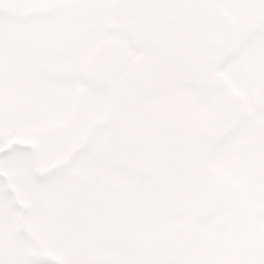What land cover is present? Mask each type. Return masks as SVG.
I'll list each match as a JSON object with an SVG mask.
<instances>
[{
    "label": "flooded vegetation",
    "instance_id": "obj_1",
    "mask_svg": "<svg viewBox=\"0 0 264 264\" xmlns=\"http://www.w3.org/2000/svg\"><path fill=\"white\" fill-rule=\"evenodd\" d=\"M111 1L24 0L29 6L18 19L0 28L7 38L5 50L0 45L7 78L0 84V153L17 150L0 165V264H205L202 255L191 258V231L223 203L217 188L240 171L249 174V191L255 169L264 179V105L251 122L250 111L230 108L203 117L172 62L128 47ZM222 8L241 43L233 64L250 70L260 94L264 52L250 53V36L253 27L264 35V0H224ZM109 40L127 45L128 68L100 91L85 84L84 66ZM168 155L176 161L163 180ZM191 186L202 206L193 214L175 206L188 202ZM103 191L113 192L109 208L84 219L87 197L99 201ZM235 205L225 231L252 232L250 219L264 216V202L246 216L236 214L245 203Z\"/></svg>",
    "mask_w": 264,
    "mask_h": 264
},
{
    "label": "water",
    "instance_id": "obj_2",
    "mask_svg": "<svg viewBox=\"0 0 264 264\" xmlns=\"http://www.w3.org/2000/svg\"><path fill=\"white\" fill-rule=\"evenodd\" d=\"M219 1L114 0L112 11L135 49L175 60L185 83L204 89L213 86L210 73L238 52L228 19L217 6ZM112 60L109 56L108 61ZM90 76L100 88L110 74L96 66Z\"/></svg>",
    "mask_w": 264,
    "mask_h": 264
},
{
    "label": "rangeland",
    "instance_id": "obj_3",
    "mask_svg": "<svg viewBox=\"0 0 264 264\" xmlns=\"http://www.w3.org/2000/svg\"><path fill=\"white\" fill-rule=\"evenodd\" d=\"M252 43L250 47H255L254 44L257 45V50L260 52H264V36L260 35V33H257L252 39ZM250 40V42H251ZM7 41L6 37H2L0 35V45L4 46V43ZM4 50H5V46H4ZM248 58H250V64L253 63L252 62V58L251 55H248ZM240 63H238L237 65H235V68H231V72L233 74V69L236 70V74L237 76H229L227 75V79L229 81V86L227 85V89L228 87L232 88L233 91H236L239 98L242 100V102L245 104L246 109H250V111L253 110V108L255 107V105H257L255 102V100H253L252 98H249L248 93L246 92V90H248L250 92V85H251V79L250 78V74L247 71H243L242 70V66L240 67L239 65ZM7 67H11L12 65H8L5 64ZM153 67V65L151 66ZM250 68L256 69V65H250ZM239 79L241 80V82L239 81ZM7 81V78L3 75L0 74V84L3 83L5 84ZM241 83V85H240ZM246 89V90H245ZM184 94L186 96H190V98L194 101H196V108L198 109V112L203 116V117H207V115L211 112L213 106L216 104V102H224L226 97H223L222 93L220 94V97L216 94L213 95L211 97H201L198 95V93L195 90H188L187 92H184ZM231 100H234V98H231ZM235 101V100H234ZM226 103V102H225ZM230 103V102H229ZM226 105V104H224ZM237 105V104H236ZM261 121H263V119H260ZM222 149H226V150H222L224 153H226V155H228L229 153H232L234 151H230V146L229 145H224L222 147ZM228 150V151H227ZM165 160V162H164ZM172 157H170V155H168L167 157H165V159L163 158V162L162 164L164 165L163 169L164 172H162L163 174V180H167L168 177L172 174V172L169 169H172L171 165L175 164V161L173 163L172 161ZM182 162V161H181ZM225 170H221L219 172H217L218 176H221L222 174H224ZM236 174V173H235ZM240 178V176H238V179ZM237 179V175L235 176V180ZM235 185V182L232 185H229L228 187L230 189H228L229 191L234 190L233 186ZM115 186L114 183L111 182V187ZM168 186V185H165ZM170 188L174 189L173 191L176 193L177 190H175L174 187L169 186ZM98 189V184L96 183L94 185L93 188V193L94 196L96 197L97 195V190ZM264 189V188H263ZM262 189V190H263ZM165 191H168V187H165ZM104 193V197L101 200H95L93 197H87V201L84 204V209L81 213V215L85 218H88L90 216L94 217L96 216L95 214H98L99 211L101 212L103 209H108L109 207L108 205V201H110L112 199L113 196V192H107V191H103ZM259 193V191H258ZM161 194V193H160ZM194 196V197H193ZM195 197H197V194L195 193V190H191L190 191V197H189V201H190V207L194 210H196L195 208H197V204L195 203ZM198 198V197H197ZM184 201H186L187 199L182 198ZM159 207V206H158ZM83 219V220H84ZM215 220H217V216L216 213L214 212L212 215V218H208L205 221H202L198 226L197 229H193L191 231V246H190V254H191V258L193 259H197V256H203V261L205 264H249L248 259L250 258V261L256 258V254L258 252H264V243L261 242L260 240L264 241V236H258V235H254L252 234V236H250V241L254 240L253 242V249L250 248V253L248 252L247 254V250H248V245L249 243L247 242V244H245V242L243 241L242 237H236L234 235H229L224 233H219L216 229V223ZM171 220H168L167 223H165L167 225V227L169 229L172 230L173 226L175 225H171L170 224ZM260 229V232H262V225L261 228L259 226H257ZM161 228V227H160ZM167 228V230H168ZM256 232V231H255ZM251 244V242H250ZM252 251H254L255 256L252 257ZM210 254L214 255L211 256ZM249 257V258H248ZM212 258L213 262H208L209 259ZM81 260V259H80ZM184 261V258H183ZM177 264V263H176Z\"/></svg>",
    "mask_w": 264,
    "mask_h": 264
},
{
    "label": "snow or ice",
    "instance_id": "obj_4",
    "mask_svg": "<svg viewBox=\"0 0 264 264\" xmlns=\"http://www.w3.org/2000/svg\"><path fill=\"white\" fill-rule=\"evenodd\" d=\"M27 5L24 0H0V28L13 24L18 19L19 11ZM17 150L0 153V165L7 167L14 159ZM249 264H264V252H258Z\"/></svg>",
    "mask_w": 264,
    "mask_h": 264
}]
</instances>
